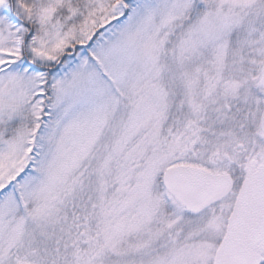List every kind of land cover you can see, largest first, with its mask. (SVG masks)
<instances>
[{"label": "snow or ice", "instance_id": "1", "mask_svg": "<svg viewBox=\"0 0 264 264\" xmlns=\"http://www.w3.org/2000/svg\"><path fill=\"white\" fill-rule=\"evenodd\" d=\"M0 264H264V0H0Z\"/></svg>", "mask_w": 264, "mask_h": 264}]
</instances>
